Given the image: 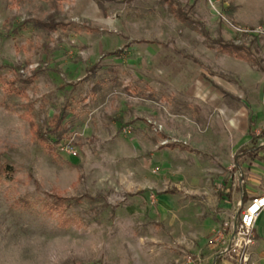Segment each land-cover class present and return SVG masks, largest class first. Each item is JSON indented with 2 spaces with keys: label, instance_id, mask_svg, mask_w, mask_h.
Segmentation results:
<instances>
[{
  "label": "rangeland",
  "instance_id": "rangeland-1",
  "mask_svg": "<svg viewBox=\"0 0 264 264\" xmlns=\"http://www.w3.org/2000/svg\"><path fill=\"white\" fill-rule=\"evenodd\" d=\"M171 1L191 26L166 0H0V264H216L240 178L264 191V161L233 160L251 135L264 145V0ZM50 17L65 27H36ZM62 112L43 144L30 121Z\"/></svg>",
  "mask_w": 264,
  "mask_h": 264
},
{
  "label": "trees",
  "instance_id": "trees-1",
  "mask_svg": "<svg viewBox=\"0 0 264 264\" xmlns=\"http://www.w3.org/2000/svg\"><path fill=\"white\" fill-rule=\"evenodd\" d=\"M96 3L98 4V6L100 8H103L104 3L106 2H115V0H95ZM122 2L126 3V4H130L133 0H121ZM168 3V7L169 10L171 12V14L173 15V17L177 20H179L180 22L187 24L189 26H191V24L193 23L190 18H188L183 11L181 10V8H179L178 6L174 5V2H172L171 0H166ZM36 27L48 32H54L56 31L58 28H64L65 25L62 24H58L54 21L53 18H48L47 20L44 21H39L36 23ZM194 27V26H192ZM203 35L207 36L208 39H211L208 36V32L205 28H203ZM210 41V40H209ZM219 51L226 55V56H230L234 59H237L239 61H243L245 63L250 64L251 66H258V60L255 58V56L253 55V53L248 49L245 48L243 46H239V45H235L231 42H221L217 44ZM190 59L195 62V63H199L197 59L189 56ZM8 85H10V89L12 91H15L13 87V82H7ZM17 91V89H16ZM65 118V113H59V114H55L53 115V117L50 119V128L47 131H44L40 128H38L33 121L31 120L29 125L31 130H33L35 136L43 143L47 145L48 142V138L47 135L51 134L54 135L57 139L56 142H59L62 139V136L60 134L61 131V127L63 125V121ZM257 137L252 136L250 144L241 147L236 155H235V160H237L240 157H250L252 159L258 157V154L262 151H264V147L262 146H258L256 143ZM171 148H173V146H169ZM10 172V169L7 168L6 166H0V173H6L8 174ZM241 189V193L243 195L242 198V202L241 204H245L247 202V197L245 196L244 190H243V186H240ZM49 199L46 198V201L44 203V206L46 209H50V211H54V212H60L61 209H59V206L64 203V202H68L70 201V199L67 198H63L62 196H60L57 193H51L48 194ZM30 204H28V202L26 200H23L22 203V207H28ZM65 225H68L70 223V218H65L64 222Z\"/></svg>",
  "mask_w": 264,
  "mask_h": 264
},
{
  "label": "built area",
  "instance_id": "built-area-1",
  "mask_svg": "<svg viewBox=\"0 0 264 264\" xmlns=\"http://www.w3.org/2000/svg\"><path fill=\"white\" fill-rule=\"evenodd\" d=\"M256 32L261 33V30ZM263 213L264 193L251 197L244 204L239 219L230 230L226 245L219 251L217 258H222L224 264H250V249L255 243V223Z\"/></svg>",
  "mask_w": 264,
  "mask_h": 264
},
{
  "label": "crops",
  "instance_id": "crops-1",
  "mask_svg": "<svg viewBox=\"0 0 264 264\" xmlns=\"http://www.w3.org/2000/svg\"><path fill=\"white\" fill-rule=\"evenodd\" d=\"M242 62H243V61H242ZM211 84H212L216 89H218L219 91H221L222 94H223L224 96L227 95V93H226V92H225L220 86H217V85L214 84L213 82H211ZM262 135H264L263 132H262V134H261L259 137L261 138ZM252 136H254V135H251V138H252ZM254 137H255V136H254ZM256 137H257V136H256ZM251 138H250V141H251ZM250 141H249V143L246 144V145H249V144H250ZM246 145H242V146H240V147L235 151L234 156H233L234 163H237L239 159H245V158H248V159H250L251 161H259V162L264 161V151L260 152V153L258 154V157L254 158V159H252V158H250V157H240V158H238L237 160H235V155H236L237 151H238L241 147L246 146ZM257 145H258V144H257ZM258 146H262V147H264V145H258ZM236 168L238 169V166H235V167H234V171H236ZM240 183H241V184H239V186L237 187V190H238V192H240V194H241V202H242L243 195H242V193H241L240 186H243V190H244L245 196L247 197V201H248L251 197H253V196H255V195H260V194L264 193V191H262L261 193H258V194H255V195H251V196H250L248 190H246L245 186L242 184L243 181H242L241 178H240ZM228 197H230V196L228 195ZM258 222H259L260 225H262L261 227H259V228H260V230H259L260 232H259V233H260V234H264V213L261 214V215L259 216V218H258ZM260 236H261V235H260ZM255 237H256V236H255ZM257 237H258V236H257ZM214 263H216V264H224L222 258H218V260H215Z\"/></svg>",
  "mask_w": 264,
  "mask_h": 264
}]
</instances>
